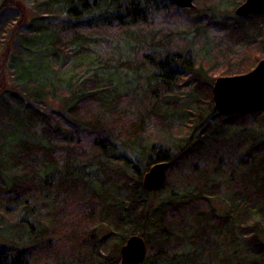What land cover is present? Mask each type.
I'll use <instances>...</instances> for the list:
<instances>
[{"label": "trees", "instance_id": "1", "mask_svg": "<svg viewBox=\"0 0 264 264\" xmlns=\"http://www.w3.org/2000/svg\"><path fill=\"white\" fill-rule=\"evenodd\" d=\"M203 11L0 0V264H120L133 235L143 264H264V110L219 113L189 42H165L172 22L207 29L210 72H245L264 58V10ZM122 41L132 69H153L129 89L128 60L106 56ZM161 161L166 182L147 191Z\"/></svg>", "mask_w": 264, "mask_h": 264}, {"label": "water", "instance_id": "2", "mask_svg": "<svg viewBox=\"0 0 264 264\" xmlns=\"http://www.w3.org/2000/svg\"><path fill=\"white\" fill-rule=\"evenodd\" d=\"M183 8L194 6V0H171ZM264 10V0H245L235 9L237 16L243 17ZM215 108L223 115H231L249 110H264V58L256 67L245 74L217 77L212 87ZM170 162L153 164L143 177L147 191L161 189L167 179ZM147 257V245L143 237L130 236L121 247L120 264H143Z\"/></svg>", "mask_w": 264, "mask_h": 264}, {"label": "rangeland", "instance_id": "3", "mask_svg": "<svg viewBox=\"0 0 264 264\" xmlns=\"http://www.w3.org/2000/svg\"><path fill=\"white\" fill-rule=\"evenodd\" d=\"M235 1L237 2L239 0H233L234 3H235ZM244 1L245 0H240V3H238L237 6L231 8L229 0H215L214 2L211 1V2H207V3H205L203 0H194V6L196 7L198 5L199 7H202V9L204 8L203 13L207 12L208 14H215L216 16H222V15H228V14L229 15L235 14V9L239 5H241ZM208 6L209 7L213 6L214 9L210 10V11H206V8ZM200 14L202 15V13H200ZM180 22L181 21L172 22L171 26L167 27L169 29V31H166L167 36H165V42L169 41V42L173 43L172 46L174 48H176L177 46L174 43H176V41H178V39L184 37V39H186L189 42L190 48H192L191 50L194 52V55H196V57L193 58V60L196 59V63L198 61V63L203 64V68L207 71L206 79L208 81H213V84H214V81L217 77L245 74V73L253 70L256 67V65L259 63L260 60L257 61L256 65L252 69L247 70L245 72L238 73V74H235V73L232 75L231 74H225L224 68L218 69L217 67L213 70V72H210L209 66L211 65L210 61L212 59V54H211V52H209V54L204 55V50H203L202 44H204L205 41H206V45L209 44L211 38H213L214 36L210 33V31L207 32L206 31L207 29H202L201 33L200 32L195 33V31L186 29L185 26H183L182 23H180ZM201 26H203V25H201ZM162 36L163 35H161V37ZM174 39H175V41H174ZM204 39H205V41H204ZM122 42H121L122 46L120 45L119 47H117V42H114L113 44H111V48L109 49L110 52H107L106 56L114 55L116 58L119 56H122L123 61L128 60L129 64L125 65L124 66L125 68L124 67L121 68L120 79H122V81L126 84L127 89H129L131 87H134L137 84L144 83L145 82L144 77L149 75L153 69L144 68V67L141 68L140 70L132 69L133 67L131 66L130 62L133 58L132 57L133 55H132V53L130 54L129 52L128 53L126 52V49L124 48V45H123L124 42L123 43ZM177 43L181 44L180 42H177ZM208 49H209V47L207 48V51H208ZM104 56H105V54H104ZM188 59L190 61H192V57L191 58L189 57ZM254 59H256V57L252 58V62ZM125 72H128V75H126ZM201 99L204 100V97ZM180 109H181V107L179 108V110ZM168 131H170V130H168ZM170 132H172L171 136H168L167 134H163V133H160V134L161 135L163 134L162 137L168 136V139H170L168 146L171 147L172 151H176L174 144H177L181 138H183L187 135V133L184 132L183 130H181L178 125H175V129L170 131ZM212 200L217 207H222V204L219 203L218 200H216L215 198H213Z\"/></svg>", "mask_w": 264, "mask_h": 264}]
</instances>
